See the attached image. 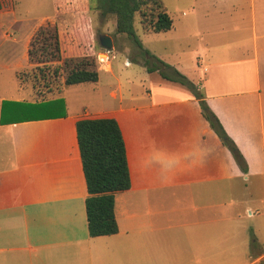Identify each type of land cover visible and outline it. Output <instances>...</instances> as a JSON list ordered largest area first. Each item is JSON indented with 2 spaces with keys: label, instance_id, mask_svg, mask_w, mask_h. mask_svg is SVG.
<instances>
[{
  "label": "crops",
  "instance_id": "1",
  "mask_svg": "<svg viewBox=\"0 0 264 264\" xmlns=\"http://www.w3.org/2000/svg\"><path fill=\"white\" fill-rule=\"evenodd\" d=\"M202 9V19L198 22L193 8V20L189 22L194 23V30L179 35L187 47L193 42V68L179 64H171L170 68L198 86L210 111L222 127H227L224 128L241 153L246 171L240 170L229 152L223 153L220 140L199 113L194 97L179 84L169 81H156L158 87L162 84V88H150L146 94L151 101L150 106L152 109L186 106L196 121L198 118L202 121L195 129V136L179 148L170 143L163 156L153 151L149 142L143 150V145L129 140L120 119L122 115L135 111V107L123 108L120 93L117 95L119 77L111 62L117 44L110 37L113 49L109 55L112 56L107 55L106 62L98 64V80L92 88L98 92L101 82L108 88L115 83L116 90L110 91L108 96L111 99L119 96L116 110L102 114H90L85 109L70 111L63 99V117L14 122L12 107L5 106L3 119L6 123L0 122V264H121L123 252L127 253L128 230L149 232V223L138 214L139 207L128 209L122 199L125 194L131 195L133 188L134 191H150L167 179L178 178L179 187L185 188L180 190L185 194L202 197L201 188L210 191L211 203L192 207L195 211L208 209L217 213L220 203L212 204V195L216 200L220 195L217 182H225L221 188L229 195L239 184L236 180L244 183L248 175L257 176V171L250 165L251 158L246 161V104L251 105L253 100L252 105H256L259 136L264 148V63L259 60V53L264 54V15L256 17L254 0H249L248 11L246 0H203ZM172 30L173 22L169 31L153 34H167ZM66 36L71 44L69 48H73V31ZM16 47H0V71L3 67L10 68L16 52L24 57L25 48L19 51ZM88 52L94 54L93 51ZM125 65L128 66L129 62ZM1 86L0 119L2 103L35 102L11 98L14 90H23L19 86ZM100 114L109 115L103 118L115 119L120 128L130 188L114 195L117 233L91 238L86 226L84 200L87 193L75 123ZM221 162L226 163L227 168ZM238 186L242 187L243 200L229 198L227 214L222 219L214 214L207 220L182 223L183 228H195L200 232L193 237H179V241L199 257L197 261H201L200 264H234L237 258L245 259L243 264L264 263V238L256 237L260 227L245 228L246 234L249 230L250 234L244 237L237 238L231 234L236 217L241 218L239 215L244 218L264 217V207L246 202V187ZM241 191H236L237 195ZM232 206L241 208L236 217L235 211H229V208H234ZM140 218L143 221L139 222ZM125 223L126 230H122ZM236 245L241 247L238 255L235 253Z\"/></svg>",
  "mask_w": 264,
  "mask_h": 264
},
{
  "label": "rangeland",
  "instance_id": "2",
  "mask_svg": "<svg viewBox=\"0 0 264 264\" xmlns=\"http://www.w3.org/2000/svg\"><path fill=\"white\" fill-rule=\"evenodd\" d=\"M161 1L173 22V30L167 34L145 33L141 28L138 13H135L133 32L140 43V47H138L129 38L123 37V39L119 38L121 36L115 35L114 19L112 16L100 15L97 10L98 0H16L11 11L0 13V47L11 45L15 48L17 46L19 51L24 47L26 52L24 57L22 54L19 56L16 52L10 63V70L6 67L2 68L0 71L1 88H10V85H13L23 89L18 92L14 90L13 95H10L11 98H24L33 101L61 98L68 104L70 111L85 109L90 114L96 112V114L99 112L102 114L116 110L119 96L116 99H111L108 96L110 91L116 90L115 83H112L108 88L101 82V90L98 92L92 88L93 83L62 88L59 84L60 80L54 73L56 64L36 67L27 62L28 43L43 20H50L57 24L61 47H64V42L67 39L66 34L75 31L76 39L80 45L88 51H93L98 64L105 63L106 56L111 53L106 54L100 48L99 37H112L114 44H117V49L112 54L111 62L118 74L120 85V89L116 92L117 95L120 93L123 108L135 107V111L121 116L120 121L125 134L129 135V140L131 139L133 143L143 145V150L149 142L151 149L162 156L170 143H175L177 148L184 146L187 139L195 136V129L197 130L202 123L201 118L196 121L186 106L176 105L152 109L151 101L146 94L150 88H162V84H159L158 87L156 81H169L179 84L194 97V91L187 85L167 80L165 77H170L169 69L160 66L159 63L169 67L171 64H179L193 68V42H190V47H187V43L180 39L179 35L182 33L186 35L194 30V23L189 22V20H193V8L196 10V20L201 21V14L204 12L202 9L203 0ZM87 5L91 7V11L88 10ZM248 7L249 0H246V11H248ZM254 7L257 18L264 15V0H254ZM112 55L108 57L111 58ZM259 60L260 63H264V54L259 53ZM126 62H129L128 66L125 65ZM148 68L151 70H147ZM152 69L154 70L152 71ZM190 83L198 88L194 82L190 81ZM249 99L251 98L249 97ZM250 102L251 105L246 104V161L251 158L250 165L257 171V176L248 175L244 183L241 180H236V183L239 184L233 187L234 190L229 195L227 190L221 188L225 186V182H217L216 186L220 188V195L217 200L215 195H212V204H215L216 201L220 203L217 213L209 212L208 209L204 212L195 211L194 207L211 203L210 191L201 188L202 197L185 194L180 190L185 188L179 187L178 178L167 179L160 185L153 186L150 191L143 189L134 191L133 188V193H131L133 196L125 194L126 196H122V199L128 209L132 206L139 207L138 214L149 223V232L137 233L128 230L127 253L123 252L121 264H200L201 261H197L199 257L191 253L185 243L179 241V237H193L200 232L195 228H183L182 223L207 220L214 214L217 218L222 219L227 214L229 198L243 200L242 187L238 185L246 187V202L250 201L252 206L264 207V148L259 136V114L256 105L254 103L252 105L254 101ZM204 104L205 108L210 111V107L206 103ZM196 106L199 113L206 110L201 108L198 101ZM101 114L91 115L89 118L109 116ZM224 127L227 129L225 125L222 129ZM225 128L223 129L225 137L233 142ZM221 146L224 148L222 149L224 154L230 153L224 144ZM239 154L241 155L240 152ZM236 165L238 164L236 163ZM222 166L227 168L226 163H222ZM165 174L171 176L170 173ZM236 191L241 192L237 195ZM260 200L261 204H259ZM232 207L234 208H229V211H235V217L238 216L241 213V208ZM261 210L263 209L261 208ZM239 216L241 218L236 217L232 235L237 238L248 236L250 230L246 234L244 229L248 230L251 226H257L261 228V231L256 234V237L264 238V217L262 215L257 218ZM141 221L143 218L139 219V222ZM125 227L126 223L122 225L121 229L126 230ZM203 234H205L204 231ZM236 246L235 253L238 255L241 247ZM243 263H246L245 259L234 260V264Z\"/></svg>",
  "mask_w": 264,
  "mask_h": 264
},
{
  "label": "trees",
  "instance_id": "3",
  "mask_svg": "<svg viewBox=\"0 0 264 264\" xmlns=\"http://www.w3.org/2000/svg\"><path fill=\"white\" fill-rule=\"evenodd\" d=\"M15 1L0 0V13L11 11ZM87 7L91 11V7L89 5ZM97 10L101 16L113 17L115 35L129 38L138 47L140 43L133 32L135 13H138L141 28L146 33H163L172 27V20L161 0H98ZM59 36L55 22L41 21L28 43V64L36 67L56 64L54 73L60 80L62 88L96 83L99 71L95 55L80 45L75 31L72 37L73 48H69L71 44L67 36L64 47H61ZM159 65L169 69L170 77H165L167 80L190 87L201 108L206 109L198 88L176 70L161 62ZM5 106L12 107L11 115L14 116L12 119L14 122L58 118L65 115V104L61 98L41 99L34 103L6 102L2 103L1 107L0 122L4 124ZM201 114L210 129L229 149L244 173L246 171L244 160L234 144L225 137L217 118L207 109ZM75 134L87 193L84 209L88 236L95 238L115 235L118 229L114 214V195L130 188L126 151L120 128L113 118H83L76 121Z\"/></svg>",
  "mask_w": 264,
  "mask_h": 264
},
{
  "label": "water",
  "instance_id": "4",
  "mask_svg": "<svg viewBox=\"0 0 264 264\" xmlns=\"http://www.w3.org/2000/svg\"><path fill=\"white\" fill-rule=\"evenodd\" d=\"M100 48L107 54L110 53L113 49L112 40L108 36H101L98 39Z\"/></svg>",
  "mask_w": 264,
  "mask_h": 264
}]
</instances>
